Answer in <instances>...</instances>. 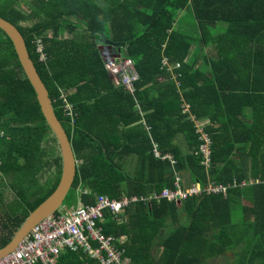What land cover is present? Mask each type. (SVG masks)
Here are the masks:
<instances>
[{"label":"trees","instance_id":"1","mask_svg":"<svg viewBox=\"0 0 264 264\" xmlns=\"http://www.w3.org/2000/svg\"><path fill=\"white\" fill-rule=\"evenodd\" d=\"M0 16L23 36L70 141L66 205L145 197L123 218L105 211L97 222L123 236L114 245L130 264H264V0H0ZM122 51L138 73L133 94L105 66ZM197 120H207L205 163ZM243 153L250 173L237 163ZM60 172L56 137L0 29V247ZM176 176L183 188L228 189L147 199ZM54 264L103 263L66 249Z\"/></svg>","mask_w":264,"mask_h":264},{"label":"built area","instance_id":"2","mask_svg":"<svg viewBox=\"0 0 264 264\" xmlns=\"http://www.w3.org/2000/svg\"><path fill=\"white\" fill-rule=\"evenodd\" d=\"M38 50H41V46H38ZM105 66L114 85H121L128 93L133 94L134 82L138 79L133 59L128 56L112 57L105 62ZM200 137L203 140L200 144L203 150L200 149L207 161L209 140L203 131ZM154 155L168 158L171 163L174 162L170 155H161L156 148H154ZM199 185L183 188L179 183V176H176L172 187H164L159 193H153L147 199L150 197L166 198L178 202L189 195L203 191L219 193L228 189L227 185L215 182ZM140 199L146 198L125 195L116 199L107 195H95L94 202L90 204L82 202H78L75 206L62 204L53 213L36 223L12 251L0 257V264H34L37 262L53 264L66 248L71 250L81 248L103 264H128L122 251L114 245V237L104 234L97 222L105 211H111L116 216L123 217L125 208Z\"/></svg>","mask_w":264,"mask_h":264},{"label":"water","instance_id":"3","mask_svg":"<svg viewBox=\"0 0 264 264\" xmlns=\"http://www.w3.org/2000/svg\"><path fill=\"white\" fill-rule=\"evenodd\" d=\"M0 29L6 33L12 42L19 63L34 89L40 110L56 137L61 156V172L55 188L27 214L10 240L0 247V257H2L12 251L36 223L63 204L74 179L76 160L68 136L54 113L47 88L28 55L23 36L13 23L1 16ZM122 55L126 56L125 51H122Z\"/></svg>","mask_w":264,"mask_h":264},{"label":"crops","instance_id":"4","mask_svg":"<svg viewBox=\"0 0 264 264\" xmlns=\"http://www.w3.org/2000/svg\"><path fill=\"white\" fill-rule=\"evenodd\" d=\"M182 12V10L180 11V13ZM261 86H264V82H262V84H261ZM251 112H252V110L250 109V108H245V110H244V115H243V119H244V121L246 122V123H249L250 122V118H249V115L251 114ZM264 128H263V130H262V134H261V140H262V145L260 146V149L262 150V151H264ZM180 145H181V148L183 149V150H185V145H184V143H182L181 141H180ZM259 152H261V151H259ZM237 163H238V165H240L241 167H242V169L244 170V172L245 173H250V171H251V163H250V158H249V156L247 157L244 153L242 154V159H240V156L237 154ZM250 180L251 181H253V179L252 178H250ZM246 183V182H245ZM246 185V184H245ZM78 202H81V200H77V202H76V204L78 203ZM83 203V202H82ZM243 203L244 204H249V202L246 200V199H243ZM75 204V205H76ZM74 204L73 205H70V206H75ZM125 213V212H124ZM181 213V212H180ZM125 215V214H124ZM124 215H123V217H124ZM116 216V215H115ZM116 217H118V216H116ZM123 217H121V218H123ZM118 218H120V217H118ZM180 220L182 221V220H184V218H185V214H181L180 215ZM100 226V225H99ZM101 227V226H100ZM102 229V228H101ZM123 239V236H120L119 238H114V242H115V240H117L118 242H120L121 240ZM62 252H64V251H62ZM61 252V253H62ZM86 253V252H85ZM87 254V253H86ZM87 255H89V254H87ZM90 256V255H89ZM123 256L128 260V264H130V259L126 256V255H124V253H123ZM57 260V259H56ZM56 260H55V262H56ZM54 262V263H55ZM53 263V264H54Z\"/></svg>","mask_w":264,"mask_h":264},{"label":"rangeland","instance_id":"5","mask_svg":"<svg viewBox=\"0 0 264 264\" xmlns=\"http://www.w3.org/2000/svg\"><path fill=\"white\" fill-rule=\"evenodd\" d=\"M22 4H23V3L21 2V5H22ZM112 57H113L112 55H107L106 58H107V59H110V58H112ZM106 61H107V60H106ZM106 61H105V62H106ZM206 122H207V120H197V121H196L197 131H198L199 129L202 130V125L205 124ZM200 148L203 150V148H202L201 146H200ZM202 150H201V151H202ZM205 162H206V161H204V163H205ZM172 163H173V162H172ZM196 183H198V182H196ZM196 183L187 184L186 186H188V185H189L188 187L193 186V185L196 186V187H197V186H200L199 183H198V184H196ZM181 187H182V186H181ZM188 187H186V188H188ZM78 190H79V189H78ZM5 198H6V200L11 199V194H10L9 192H7ZM0 202L2 203V201H0ZM63 204H66V203L63 202ZM66 249H67V248H66ZM66 249H64V250H66ZM78 249H81V248H78ZM64 250H63V251H64ZM75 250H76V249H75ZM121 251H122V253H123V250H122V249H121ZM60 254H61V253H60ZM213 259H214V258H213ZM214 260H215V259H214ZM216 260H217V263H220V262H219V261H220V260H219V257H218ZM37 263L42 264V263H40V262H37ZM34 264H36V263H34Z\"/></svg>","mask_w":264,"mask_h":264},{"label":"clouds","instance_id":"6","mask_svg":"<svg viewBox=\"0 0 264 264\" xmlns=\"http://www.w3.org/2000/svg\"><path fill=\"white\" fill-rule=\"evenodd\" d=\"M18 245V244H17ZM9 253V252H8Z\"/></svg>","mask_w":264,"mask_h":264}]
</instances>
